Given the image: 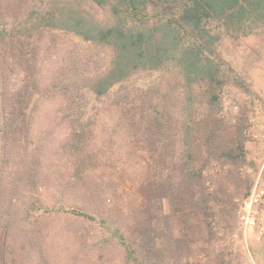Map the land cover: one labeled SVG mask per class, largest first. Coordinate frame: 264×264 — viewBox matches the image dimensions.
<instances>
[{
	"label": "trees",
	"instance_id": "16d2710c",
	"mask_svg": "<svg viewBox=\"0 0 264 264\" xmlns=\"http://www.w3.org/2000/svg\"><path fill=\"white\" fill-rule=\"evenodd\" d=\"M97 8L106 19L99 18ZM216 20L221 30L213 31ZM222 27L242 36L264 27V0H50L10 26L0 8V264H9L20 184L25 217L66 212L95 219L78 207L42 202L39 158L30 153V138L45 95L65 98L78 118L90 113L86 121L75 119L70 126L73 141L68 148L78 159L106 112L118 118L115 132L124 131L127 138L125 151L115 149L112 161L132 156L141 168L147 164V176L138 182L145 192L138 235L131 241L114 232L134 264L185 259V250L194 245L187 237L194 224L180 218L183 233L177 244L174 211L196 218L194 231L212 245L226 237L221 197L230 186L209 184V176L227 161L235 165L238 178L245 145L241 136L227 144L220 114L225 78L218 51ZM48 30L106 46L111 51L107 68L100 74L61 70L43 84L35 32ZM117 87L112 107L86 110Z\"/></svg>",
	"mask_w": 264,
	"mask_h": 264
},
{
	"label": "rangeland",
	"instance_id": "374dc122",
	"mask_svg": "<svg viewBox=\"0 0 264 264\" xmlns=\"http://www.w3.org/2000/svg\"><path fill=\"white\" fill-rule=\"evenodd\" d=\"M49 1L0 0V8L10 26L33 7L44 8ZM96 13L106 19L101 9L97 8ZM219 23L217 20L212 23L213 31L221 30ZM263 29L259 27L242 36L222 27L224 34L218 51L225 78L220 91V114L227 126V144L236 136L244 141V158L239 164L242 174L236 178L235 165L225 161L219 172H211L209 176V184L230 186L228 194L221 197L225 199L221 203L226 237L220 242L212 245L205 235L194 231L196 218L189 220L183 211H174L171 218L176 226L177 244L183 233L180 218L195 226L187 234L194 240L192 249H186L185 259H178L175 264H264ZM35 37L42 59L39 78L43 84L51 83L61 70L100 74L108 66L111 51L106 46L55 30L35 32ZM118 88L107 98L92 101L86 110L112 107ZM102 114L98 118V131L95 124L88 136L89 145L85 144L78 159L68 148L73 141L70 126L75 119L86 121L90 113H82L78 118L59 95H45L39 100L32 121L30 153L39 158L42 202L51 207L61 204L78 207L95 219L66 212H39L25 217L21 211L26 198L20 184L19 212L15 213V227L9 240V264H134L114 232L119 230L131 241L138 235L139 219L145 214L140 206L145 192L142 193L138 182L145 177L147 164L143 162L141 168L132 156L124 161L115 157L112 161L115 149L125 151L127 138L124 131L115 132L118 118ZM78 166L81 168L77 171Z\"/></svg>",
	"mask_w": 264,
	"mask_h": 264
},
{
	"label": "crops",
	"instance_id": "0c3cea01",
	"mask_svg": "<svg viewBox=\"0 0 264 264\" xmlns=\"http://www.w3.org/2000/svg\"><path fill=\"white\" fill-rule=\"evenodd\" d=\"M263 28H264V27H263ZM262 31H264V29H263Z\"/></svg>",
	"mask_w": 264,
	"mask_h": 264
}]
</instances>
